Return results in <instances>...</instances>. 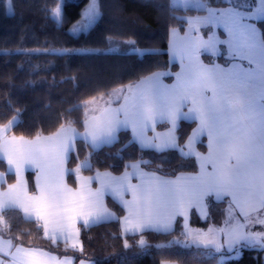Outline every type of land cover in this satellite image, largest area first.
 Here are the masks:
<instances>
[{
  "label": "snow or ice",
  "instance_id": "snow-or-ice-1",
  "mask_svg": "<svg viewBox=\"0 0 264 264\" xmlns=\"http://www.w3.org/2000/svg\"><path fill=\"white\" fill-rule=\"evenodd\" d=\"M222 2L228 7H209L208 0H170V7L182 5L207 11L206 16L187 18L188 30L183 37L172 29L171 51L181 64L173 84L162 81L170 73L153 72L112 89L107 98L101 93L82 101L68 110L83 107L82 132L69 118L47 135H9L20 123L22 110L0 124V162L7 165V172H0V184L15 173V182L0 190V231L9 227L4 213L19 210L25 220H34L37 228L43 229L44 238L53 245L63 242L66 250L83 252L78 222L87 228L119 219L125 235L169 233L177 217H183L184 240L174 242L189 249L203 248L208 258L221 254L218 264H226L231 258L222 254L224 249L228 253L240 247L264 249V231L251 230L253 225L264 226V30L250 22H264V0H256L255 7L248 0ZM7 13L14 14L13 0L7 2ZM102 15L99 0H90L72 33H87ZM50 19L57 25L62 22V2L51 9ZM202 25H222L227 39L221 40L215 34L207 40L193 37L191 33ZM220 44L228 46L234 62L227 68L204 64L201 50L215 54ZM70 51L74 50H53L54 54ZM181 120L197 122L183 144L176 135ZM158 122L169 124L168 131L156 132ZM127 129L132 138L117 150V156L133 144L139 145L141 152L175 149L182 157L194 156L200 171L165 178L156 171H144L142 165L151 161L140 158L125 163L120 176L98 170L95 176H83L82 169L91 168V153L74 168L68 167L78 140L95 150L114 144L118 133ZM149 130L152 136L147 134ZM203 136L207 137L206 154L196 150ZM29 170L36 173L35 192L29 191L25 178ZM71 175L76 178L75 188L66 181ZM93 181L100 186L93 189ZM107 194L122 203L124 217L117 218L105 205ZM128 194L131 199H125ZM209 197L219 202L228 199L223 225L210 226L206 231L192 229L188 226L190 209H205ZM136 243L143 248L147 241L141 235ZM129 247L125 240L124 248ZM0 253L9 258L0 259V264H73L71 257L61 259L40 247L14 245L12 239L0 238Z\"/></svg>",
  "mask_w": 264,
  "mask_h": 264
},
{
  "label": "trees",
  "instance_id": "trees-1",
  "mask_svg": "<svg viewBox=\"0 0 264 264\" xmlns=\"http://www.w3.org/2000/svg\"><path fill=\"white\" fill-rule=\"evenodd\" d=\"M88 0H63L62 22L57 25L52 19L51 9L58 0H13L14 14L7 13V0H0V124L6 123L22 110L20 123L9 135H23L32 138L37 132L47 135L54 132L62 121L69 118L83 131V107L70 108L101 93L134 83L157 70L177 71V62L171 61L168 41L173 28L184 30L186 17L200 10L173 5L170 0H99L102 17L87 32L73 34L69 26L76 21ZM258 29L264 30V22L254 20ZM131 40L132 46L151 48L142 54L138 52L100 51L113 44ZM74 51L54 54L53 50ZM100 49V50H98ZM6 50V54H5ZM208 56L207 54L205 57ZM166 81L172 77H166ZM159 129L167 123L157 125ZM195 126V121L181 120L176 130L179 143L183 144ZM132 138L130 130H121L118 140L112 145L92 149L90 144L78 140L76 151L71 154L69 168L90 156L91 168L82 169L84 175L101 170L115 174L122 173L125 163L143 158L151 161L142 165L144 169L156 171L165 176L179 172H197L195 157H182L176 150L163 153L130 145L117 156V150ZM205 138L197 148L205 151ZM122 157V158H121ZM157 165L160 167L157 169ZM0 168L6 171L4 162ZM29 189L34 192V173L27 172ZM68 183L75 187V175L67 176ZM107 206L120 218L124 209L111 196L105 197ZM208 215L202 220L194 209L190 212V226H220L223 223L227 201L206 199ZM8 228L0 234L17 244L46 249L58 255H69L75 263L90 259L93 264H218V255L206 256L203 248H185L174 241L184 238L182 218L176 219L169 233L145 231L136 234H122L119 219L81 229L80 240L83 252L65 249L63 242L53 245L45 239L43 229L37 228L34 220H25L19 210L4 213ZM143 235L147 241L141 248L136 241ZM127 240L130 247L124 248ZM239 257L228 259L226 264H264V251L239 248ZM226 254H229L225 252Z\"/></svg>",
  "mask_w": 264,
  "mask_h": 264
},
{
  "label": "rangeland",
  "instance_id": "rangeland-1",
  "mask_svg": "<svg viewBox=\"0 0 264 264\" xmlns=\"http://www.w3.org/2000/svg\"><path fill=\"white\" fill-rule=\"evenodd\" d=\"M7 2H8V0H7ZM62 2V7H63V0H58V3H61ZM89 2H90V0H88V2L83 6V8H82V12H83V10L86 8V6L89 4ZM248 3L252 6V7H255V3H256V0H248ZM57 5V4H56ZM177 6V5H176ZM178 6H182V5H178ZM208 6L209 7H213V8H224V7H228V5L226 4V3H223L222 2V0H208ZM182 7H184V6H182ZM189 7H191V6H189ZM82 12H81V16L76 20V21H74L70 26H69V30L71 31V29H72V27H73V25H75V24H77V22L78 21H80L81 20V18H82ZM207 15V11H205V13L204 12H202V13H199V12H196L195 14H189V15H187V17H186V21H187V18H189V17H197V16H206ZM250 22H252V23H254V24H256L255 22H254V20H252V21H250ZM257 26V25H256ZM258 28V27H257ZM177 30V32L180 34V32H179V30H178V28L176 29ZM185 30H186V32H187V30H188V23L186 22V26H185ZM183 31V30H182ZM72 32V31H71ZM223 33V34H222ZM212 34H215V36H217L219 39H221V40H225V39H227V33L225 32V30H224V28H223V26L222 25H220V26H216V27H213L212 25H202V26H200V28H199V30L198 31H193L192 33H191V35L193 36V37H200V38H202V39H204V40H207L208 39V37H209V35H212ZM170 37V36H169ZM172 37V36H171ZM170 41H171V39L169 40V47H170ZM225 47H226V49H225ZM134 49H136V50H143V51H134ZM98 50H100V49H98ZM167 50H168V48H167ZM100 51H121V52H138V53H140V54H142V53H144V52H147V51H152V49L151 48H140V47H137V46H132L131 45V40H127L125 43H118V44H113V45H111L110 47H107V48H103V49H101ZM219 54V55H218ZM216 59H219L220 61H217ZM231 57L229 56V53H228V46L226 45V44H220V45H217V51H216V53L214 54V56H213V61H210L209 63L210 64H219L221 67H225V68H227V67H229L234 61L232 60L231 61ZM172 61V60H171ZM173 62H175V61H173ZM178 64V63H177ZM245 64H246V62H245ZM179 67H180V65L178 64V69H179ZM178 69H177V71H175V72H172V71H170V72H172L173 73V75H174V73H177L178 72ZM164 70H168V69H164ZM145 77V76H144ZM167 77H172V80H173V76H167ZM166 80V79H165ZM172 80H170V81H167V82H171ZM137 82V81H136ZM105 98H107V94L105 95ZM160 123H164V122H160ZM160 123H158V124H160ZM166 123V122H165ZM180 124V123H179ZM168 127H169V125L167 124V127H165V128H163V129H159L158 128V126L156 125V130H164L165 132L166 131H168ZM179 127V126H178ZM165 129H167V130H165ZM79 131V130H78ZM151 130H149L148 131V135L149 136H152L153 135V132L151 131ZM192 131V130H191ZM82 132V131H81ZM131 132V131H130ZM191 133V132H190ZM189 133V134H190ZM188 137H189V135L187 136V138H186V140L183 142V143H185L186 141H187V139H188ZM198 144V143H197ZM197 147V146H196ZM175 150V149H174ZM197 150V149H196ZM178 153H179V151L178 150H176ZM180 154V153H179ZM194 157V156H193ZM197 161V160H196ZM198 163V162H197ZM144 169V168H143ZM101 171H109V170H101ZM100 171V172H101ZM144 171H146V172H153L152 170H147V169H144ZM97 172V171H96ZM96 172H94L93 174L95 175V173ZM110 173H112V174H114V175H122L123 174V172L122 173H120V174H115V173H113V172H111V171H109ZM198 172V171H197ZM157 173V172H156ZM180 173H182V172H179L178 174H176L175 176H165V175H162V174H160V173H157V175H160V176H163V177H165V178H168V177H170V178H174V177H176L177 175H179ZM191 173H196V172H191ZM93 174H90V175H84V174H82L83 176H91V175H93ZM132 182H134V183H136V180L134 179ZM100 185H99V183L98 182H96V181H93V183H92V188L93 189H95V188H98ZM75 187H76V185H75ZM110 196V195H109ZM106 201V200H105ZM106 205H107V203H106ZM227 208V207H226ZM112 210V209H111ZM113 211V210H112ZM223 218H225V211H224V216H223ZM223 221H224V219H223ZM79 224V223H78ZM223 225V223L220 225V226H222ZM210 226H215V227H220V226H218V225H209L207 228H198V227H195V228H192V229H200V230H207ZM253 229V226H252V228H251V230ZM130 234H132V233H130ZM182 239H184V238H182ZM180 241H182V240H180ZM223 251H227V249H224ZM223 255H225V256H229V257H231V258H233V257H239L240 256V254H241V250H239L238 249V251L237 252H233V253H229V254H226V253H222ZM220 255L221 254H219L218 255V260H217V263H218V261H219V259H220ZM4 258V256H1V254H0V259H3ZM230 258V259H231Z\"/></svg>",
  "mask_w": 264,
  "mask_h": 264
},
{
  "label": "crops",
  "instance_id": "crops-1",
  "mask_svg": "<svg viewBox=\"0 0 264 264\" xmlns=\"http://www.w3.org/2000/svg\"><path fill=\"white\" fill-rule=\"evenodd\" d=\"M205 11L206 10H200V11H198L199 13H202V12H204L205 13ZM196 13V12H195ZM195 13H193V14H195ZM173 29H177V28H173ZM179 30V29H178ZM179 32H180V34H179V36H181V37H183L184 35H185V33H186V30L184 29L183 31H181V30H179ZM171 33H172V30H171V32H170V37H169V40L170 39H172V37H171ZM223 34V33H222ZM168 43H169V41H168ZM225 49H226V47H225ZM168 53H169V58L172 60V61H175V62H177L179 65H180V67H179V69H178V72L180 71V69H181V64H180V60L178 59V58H176V57H174L173 56V54H172V51H171V46L169 47V44H168ZM208 55V56H206L205 57V55ZM219 55V54H218ZM213 56H214V54L213 53H211V52H208V51H204V50H201V52H200V60L204 63V64H206V65H210V61H213ZM217 61H220L219 59H216ZM233 59H231V61H232ZM221 62V61H220ZM155 72H166V73H170V75H166V76H163L162 77V81H163V83L164 84H168V85H171V84H173L174 82H175V73H174V75H173V73L172 72H170L169 70H157V71H155ZM153 73V72H152ZM151 74V73H150ZM150 74H148V75H150ZM148 75H146V76H148ZM167 76H173V80L171 81V82H167L166 80H165V78L167 77ZM99 97V96H98ZM187 107L188 106H185L184 107V111H187ZM187 121H192V120H187ZM158 123H160V122H158ZM158 123H157V125H158ZM180 123V122H179ZM179 123H178V126H179ZM169 125V124H168ZM169 127H170V125H169ZM169 127H168V129H169ZM197 127V122H195V126L193 127V129L194 128H196ZM192 129V130H193ZM128 130H130V129H128ZM165 130H167V129H165ZM131 131V130H130ZM151 132V131H150ZM156 132H159V133H164L165 131L164 130H156ZM191 133H192V131H191ZM191 133L189 134V136L191 135ZM202 138H205V143H204V145H205V151H201V150H199L197 147H196V149H197V151H199V152H201V153H204V154H206L207 153V137L206 136H203V137H201L200 138V141L202 140ZM196 146H197V144H196ZM5 163V162H4ZM5 166H6V171H4V170H2L1 168H0V172H7V165H6V163H5ZM198 172L200 171V167H199V163H198ZM29 171H32V170H29ZM28 172V171H27ZM27 172L25 173V178L27 179V181H28V177H27ZM33 173H34V187H35V176H36V173H35V171H32ZM104 172H109V171H101V173H104ZM198 172H196V173H191V172H182V173H180V174H186V175H195V174H197ZM110 173V172H109ZM96 174V173H95ZM112 174V173H111ZM179 174V175H180ZM113 176H120V175H114V174H112ZM91 176H95L94 174L93 175H91ZM168 178H170V177H168ZM175 178V177H174ZM174 178H170V179H174ZM66 181H67V177H66ZM15 182V173L13 172L12 174H9V175H7L6 176V183H4V184H0V190H2L3 188H6V186H7V184L8 183H14ZM67 183H68V181H67ZM134 183V182H133ZM69 184V183H68ZM28 185H29V183H28ZM70 185V184H69ZM71 186V185H70ZM71 187H73V186H71ZM73 188H75V187H73ZM29 191H30V189H29ZM34 192H35V190H34ZM107 195H110L114 200H116L121 206H122V208L124 209V207H123V205H122V203L117 199V198H115L113 195H111V194H107ZM105 197H106V195H105ZM105 197H104V203H105V205H106V201H105ZM125 199H131V195L130 194H128V195H126L125 196ZM213 199L215 200V198L213 197ZM224 200H226L227 201V207H228V199L227 198H225ZM205 204H206V201H205ZM107 206V205H106ZM108 207V206H107ZM109 208V207H108ZM110 209V208H109ZM192 209H194L195 211H196V213H197V215L200 217V219H202V220H204V219H206L205 217H204V211H206L207 212V215H208V209H207V205H206V208L205 209H201V210H197L196 208H192ZM192 209H190V211H189V219H188V226L189 227H191V228H195L196 226H190V212H191V210ZM111 210V209H110ZM112 211V210H111ZM112 212H114V211H112ZM115 213V212H114ZM116 214V213H115ZM126 215V211H125V209H124V215L122 216V217H124ZM117 216V215H116ZM178 218V217H177ZM180 218H182V227H183V229H184V224H185V222H184V219H183V217H180ZM176 222V221H175ZM175 222H174V225H175ZM78 223H82V222H78ZM121 224V223H120ZM173 228H174V226H173ZM198 228H207V227H198ZM252 231H254V232H258V231H264V226H260V225H253V229H252ZM0 238H3V239H5V240H7V239H10V238H8V237H5V236H3V235H1L0 234ZM182 241L184 240V239H181ZM13 241V240H12ZM13 244L14 245H16L17 243H15L14 241H13ZM25 247H29V246H25ZM34 247V246H33ZM14 250V249H13ZM48 251V250H47ZM50 252V251H49ZM51 253H53V252H51ZM1 254V256H3V254L2 253H0ZM54 255H56V256H58L59 258H61V259H63V258H65V257H71V256H69V255H58V254H55V253H53ZM71 258H73V257H71ZM4 260H8L9 258L8 257H5L4 256V258H3ZM85 261V264H93V261L92 260H90V259H81V260H79V261H77L76 263H75V261H74V259H73V264H81V261ZM160 264H177V263H175V262H166V261H164V262H161Z\"/></svg>",
  "mask_w": 264,
  "mask_h": 264
},
{
  "label": "water",
  "instance_id": "water-1",
  "mask_svg": "<svg viewBox=\"0 0 264 264\" xmlns=\"http://www.w3.org/2000/svg\"><path fill=\"white\" fill-rule=\"evenodd\" d=\"M240 248H242V247H240ZM243 248L253 249V250H256V251H264V249H261L259 246H255V247H243Z\"/></svg>",
  "mask_w": 264,
  "mask_h": 264
}]
</instances>
